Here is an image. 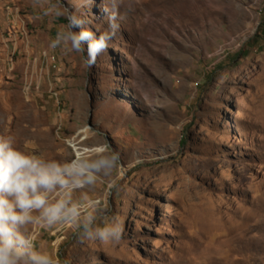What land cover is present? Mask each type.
<instances>
[{"label":"rangeland","instance_id":"rangeland-1","mask_svg":"<svg viewBox=\"0 0 264 264\" xmlns=\"http://www.w3.org/2000/svg\"><path fill=\"white\" fill-rule=\"evenodd\" d=\"M71 12L96 36L117 16L92 67L87 44L50 47ZM263 31L264 0H0V136L61 165L120 155L72 191L77 222L21 229L34 247L60 264H264ZM89 214L121 239L88 240Z\"/></svg>","mask_w":264,"mask_h":264},{"label":"clouds","instance_id":"clouds-1","mask_svg":"<svg viewBox=\"0 0 264 264\" xmlns=\"http://www.w3.org/2000/svg\"><path fill=\"white\" fill-rule=\"evenodd\" d=\"M55 15L62 16L64 12L57 9ZM66 18V29L57 33L50 47L82 53L87 44L86 64L92 67L120 29L117 16H108L109 31L99 36L84 28L85 20L78 13L71 12ZM119 159V153L112 151L91 163L74 159L61 165L26 153L17 146L13 136H0V264H60L58 258L37 250L32 236L21 229L36 219L49 225L77 222L85 206L72 202V191L92 184L96 178L94 173L114 167ZM54 192L59 198L52 202L49 194ZM36 212L39 217L33 215ZM83 230L88 240L102 243L118 242L123 231L117 221L102 228L94 227L90 214L85 217Z\"/></svg>","mask_w":264,"mask_h":264},{"label":"trees","instance_id":"trees-1","mask_svg":"<svg viewBox=\"0 0 264 264\" xmlns=\"http://www.w3.org/2000/svg\"><path fill=\"white\" fill-rule=\"evenodd\" d=\"M262 34L264 35V31L262 32Z\"/></svg>","mask_w":264,"mask_h":264}]
</instances>
